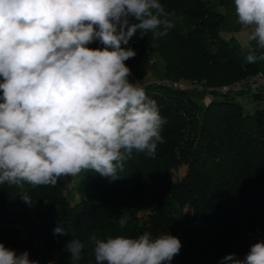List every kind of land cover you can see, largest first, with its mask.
<instances>
[{
  "label": "trees",
  "instance_id": "trees-1",
  "mask_svg": "<svg viewBox=\"0 0 264 264\" xmlns=\"http://www.w3.org/2000/svg\"><path fill=\"white\" fill-rule=\"evenodd\" d=\"M183 1L176 6L160 0L175 24L167 35L141 38L137 32L122 45L137 53L125 61L133 83L146 76L144 61L153 53L164 62L162 80L142 84L166 119L165 142L155 156L133 151L114 181L83 171L73 204L59 180L55 186L25 183L22 189L0 185V242L6 247L18 255L27 251L39 264L44 252L72 264L65 245L79 239L84 249L77 264H95V240L149 231L180 239L171 264H220L232 253L242 259L264 240V91H221L264 70L244 62L238 45L219 36L224 15L210 1ZM88 47L103 45L93 41ZM180 79L201 86L206 102L196 100L197 86L184 90L164 82ZM235 93L249 96L254 110L247 112ZM181 167L184 174L175 177ZM25 193L31 205L22 201ZM123 214L130 220L121 228ZM61 224L67 234L54 235Z\"/></svg>",
  "mask_w": 264,
  "mask_h": 264
},
{
  "label": "clouds",
  "instance_id": "clouds-1",
  "mask_svg": "<svg viewBox=\"0 0 264 264\" xmlns=\"http://www.w3.org/2000/svg\"><path fill=\"white\" fill-rule=\"evenodd\" d=\"M234 10L246 61H264V0H234ZM171 15L160 0H0V185L55 186L82 171L114 181L133 151L154 157L166 119L130 81L125 61L137 53L122 45L137 32L167 35ZM93 41L103 47H88ZM129 220L121 215L120 227ZM53 233L67 231L61 224ZM94 244L95 264H171L182 248L178 237L149 231ZM65 249L77 264L84 244L72 239ZM0 264L39 261L0 242ZM220 264H264V240Z\"/></svg>",
  "mask_w": 264,
  "mask_h": 264
},
{
  "label": "rangeland",
  "instance_id": "rangeland-1",
  "mask_svg": "<svg viewBox=\"0 0 264 264\" xmlns=\"http://www.w3.org/2000/svg\"><path fill=\"white\" fill-rule=\"evenodd\" d=\"M203 1H210L212 4V8L214 11L220 12L224 15V24L219 32V36L223 39L229 40L234 44L238 45L244 62L246 61L247 50L244 46L243 37L241 35L242 27L237 23V17L235 15L234 10V0H203ZM171 5H179L184 3L183 0H170ZM253 46L255 43L253 42ZM264 50H260L257 48V55H260ZM262 70H264V61H257L256 62ZM144 66L147 70L146 76L140 82L141 84H147L151 82H159L163 78V70H164V62L162 59L155 53L150 56V59L144 61ZM179 82H183L185 84L191 85V81L187 79H180ZM233 98L238 101L243 108L247 112H252L254 110V103L250 100L249 96L247 95H240V94H232ZM196 100L200 103L206 102L208 98V94L206 92H202L200 90H196L194 93ZM185 167H181L175 174V177H181L184 174ZM83 172H81L76 181L75 186L72 190L69 191L67 199L69 200L70 204H73L78 199V192H77V185L79 179L82 177ZM49 261H53L54 264H62V260H59L55 254H50L48 252H44L42 256V264H48Z\"/></svg>",
  "mask_w": 264,
  "mask_h": 264
},
{
  "label": "built area",
  "instance_id": "built-area-1",
  "mask_svg": "<svg viewBox=\"0 0 264 264\" xmlns=\"http://www.w3.org/2000/svg\"><path fill=\"white\" fill-rule=\"evenodd\" d=\"M166 85L172 86L174 88L184 89V90H191L196 88L201 90V86L196 84H185L183 82H171V81H164ZM262 90L264 91V73L260 72L243 79L234 81L228 85H224L221 87V91L228 92V91H257ZM83 172V171H82ZM77 176H67L61 177L59 179L61 185V192L63 195H67L70 190H72L75 186V181Z\"/></svg>",
  "mask_w": 264,
  "mask_h": 264
}]
</instances>
